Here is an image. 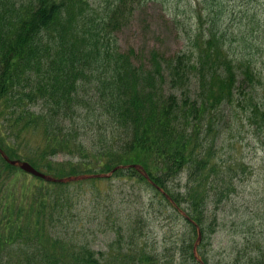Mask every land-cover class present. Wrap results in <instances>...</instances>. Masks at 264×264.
<instances>
[{"label": "trees", "instance_id": "1", "mask_svg": "<svg viewBox=\"0 0 264 264\" xmlns=\"http://www.w3.org/2000/svg\"><path fill=\"white\" fill-rule=\"evenodd\" d=\"M140 2L0 0V112L13 128L7 138H15L0 136V148L57 177L112 170L144 182L161 202L185 212L190 230L175 250L177 264H186L196 259L198 230L201 239L214 230L212 202L235 188V176L226 180L212 154L217 112L246 98L260 76L251 42L243 44V32L230 25L229 43L223 28L196 33L171 55L152 48L142 59L132 48L121 50L112 34ZM254 21L262 26L259 17ZM257 103L251 112L264 122ZM84 116L101 123L86 133L95 135L91 144L75 125ZM26 134L37 135L39 144L24 153L16 140ZM57 151L79 159L45 160ZM16 169L0 155V264H161L163 257L139 241L146 223L138 211L125 246L105 254L58 232L69 211L66 183L31 176L15 187ZM182 171L186 181L173 184ZM114 235L118 244L125 237L117 229ZM169 257L163 264H175ZM245 264H264V248Z\"/></svg>", "mask_w": 264, "mask_h": 264}, {"label": "rangeland", "instance_id": "2", "mask_svg": "<svg viewBox=\"0 0 264 264\" xmlns=\"http://www.w3.org/2000/svg\"><path fill=\"white\" fill-rule=\"evenodd\" d=\"M263 15L264 0H141L128 14L124 25L112 34L121 50L132 48L137 56L145 59L152 48L167 55L174 54L186 48L196 33L200 35L212 29L224 31L223 28H227L224 32L229 43L230 25L232 31L243 32L242 43L250 41L246 46L254 51L255 70L260 76L255 89L246 98L241 96L231 104H223L217 112L213 130L214 161L219 164L226 180L235 176V188L228 190L229 196L221 197L217 204L212 202L211 216L216 217L214 230L195 241V262L189 258L186 264H245L264 248V122L259 113L251 112L255 102L264 108ZM254 16L259 17L262 26L258 27ZM242 43L236 42L238 47ZM241 51L248 53L246 48ZM99 124L97 117L85 116L75 123L78 127L83 126L81 133L87 144L95 140V135L86 133L89 129L97 132ZM8 132L11 134L13 128L7 127L0 112V136L15 140L13 135L7 138ZM16 142L18 150L25 153L32 152L39 139L35 134H26ZM77 159L76 154L63 151L45 158L55 164ZM230 167L232 170L228 171ZM16 171L13 176L15 187L22 179L31 180L32 175L22 174L19 168ZM105 173L98 177L100 179H75L65 185L69 192L66 202L69 211L64 214L66 220L62 221L63 227H59L58 232H68L76 240L109 254L111 247L116 252L125 246L123 240L132 233L131 221L138 211L146 223L140 226V243L147 251L163 257L161 264L163 260H169V255L177 264L180 256L175 248L182 233L190 230L184 220V211L174 210L166 202H161L144 182ZM177 182L181 185L185 182L184 172L173 184ZM207 187L212 185L207 184ZM115 229L124 233L120 244L115 242Z\"/></svg>", "mask_w": 264, "mask_h": 264}, {"label": "water", "instance_id": "3", "mask_svg": "<svg viewBox=\"0 0 264 264\" xmlns=\"http://www.w3.org/2000/svg\"><path fill=\"white\" fill-rule=\"evenodd\" d=\"M4 158L13 165H18L19 167H21L23 170H25L26 172H29L31 174H34L36 176L48 179V180H55L54 177L47 175L39 170H37L36 168H34L29 162L27 161H22V160H15V159H9L6 155H3ZM62 180V179H61Z\"/></svg>", "mask_w": 264, "mask_h": 264}]
</instances>
